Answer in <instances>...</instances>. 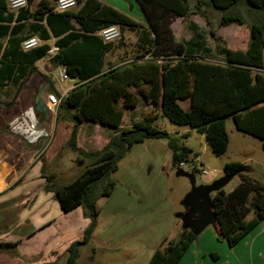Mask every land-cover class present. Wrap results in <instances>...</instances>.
<instances>
[{
  "label": "trees",
  "instance_id": "trees-1",
  "mask_svg": "<svg viewBox=\"0 0 264 264\" xmlns=\"http://www.w3.org/2000/svg\"><path fill=\"white\" fill-rule=\"evenodd\" d=\"M28 1L27 8L15 12L9 8V0H0V98L8 95L4 88L12 85L14 94L8 105H15L36 71V63L47 57L49 41L55 38L59 51L49 60L51 71L64 67L77 81L59 107L76 123L67 146L85 168L71 183L49 184L48 188L56 193L64 213L85 207L90 218L81 238L66 249L67 264H79L81 249L91 243L99 217L97 203L113 192L116 181L112 176L134 145L165 140L172 165L178 168L180 163L199 158L185 144L192 131L204 136L215 155H224L230 144L227 123L232 119L238 131L259 139L264 151V0H135L145 24L103 0H78L76 9L64 13L54 12L57 0ZM208 8L221 13L219 27L248 26L250 41L245 51L222 47L220 53H214L197 26L194 38L175 40V20L199 14L209 21ZM110 26H119L122 33L137 31L140 54L105 69V56L117 45L105 43L97 33ZM35 36L43 44L25 51L24 41ZM39 75L61 97L51 77ZM140 99L160 112L122 128L125 109H135ZM182 101H189L188 110L183 109ZM164 118L188 126L190 131L170 134L159 124ZM84 121L113 131L101 150L78 147L77 134ZM244 169L240 162H228L225 176L229 183L236 178L238 183L231 191L226 190L229 183L223 185L212 198L216 234L231 246L264 221V184ZM197 237L184 227L176 238L162 243L148 264H180Z\"/></svg>",
  "mask_w": 264,
  "mask_h": 264
},
{
  "label": "rangeland",
  "instance_id": "rangeland-1",
  "mask_svg": "<svg viewBox=\"0 0 264 264\" xmlns=\"http://www.w3.org/2000/svg\"><path fill=\"white\" fill-rule=\"evenodd\" d=\"M103 1L137 22L143 23L145 20L135 0ZM209 11L213 23L207 27V34L204 36L208 40V46L216 54L220 53L221 48L226 46L224 38L219 33L221 31L227 37L230 48L243 49V40L249 36L248 27L238 30L236 26H231L221 30L218 26L220 13L216 11L219 14H214L212 9ZM244 16L250 20L247 14L244 13ZM189 21L187 19L182 23L175 20L172 26L175 36L177 35L181 41L195 35ZM210 28L218 31L215 37L209 34ZM123 34L122 39L114 42L119 49L114 52L116 55L114 53L109 55L107 59L109 65L126 62L140 54L138 32L126 30ZM51 76L60 92L74 83L71 79L64 83L60 82L57 78L58 69L54 70ZM181 105L185 110L190 108L188 102H182ZM156 111L160 112V109L155 110L153 106L140 99L135 109H125L122 126L131 127L145 115ZM59 114H64L59 118V124L67 121L75 126L76 123L67 119V115L59 110L51 114L53 120L58 119ZM4 120V117L2 119L0 117V127H3L0 129L11 130ZM159 124L170 134L179 135L190 130L188 126L175 125L167 118L160 119ZM227 128L230 144L227 152L221 156L215 155L202 135L196 131H192L191 136L185 139V144L193 153H197L199 158L196 161L184 162L182 170L193 176L198 187H212V198L216 188L229 183L224 172L228 162L244 164V172L264 184V151L261 141L238 131L232 119L228 120ZM68 129L63 126H52V132L50 131L48 137V148L51 146L55 149L57 157L49 164L46 172L57 176L56 181L52 183L57 186L71 183L85 168L78 163L77 154L68 148V142L63 143L64 134ZM70 129L71 136L74 127ZM112 134L113 131L110 129L88 121L79 127L77 144L85 151H99L109 142ZM176 169L172 165V153L165 140L153 139L134 145L112 176L116 181L113 192L97 203L99 211L97 227L91 243L81 249L79 264H148L153 253L165 240L176 238L185 227L182 220L186 213L183 201L192 190L190 179L178 175ZM204 170L209 173H203ZM29 182L28 180L24 186H20V191H25L29 187L37 189L39 183L28 185L33 181ZM237 183L236 178L226 186V190L231 191ZM3 203L0 201V213H3ZM41 204L45 206V213L36 218L31 217V222L33 225L38 223L41 226L46 225V229L32 238L25 237L21 242H13L14 245L4 243L10 239L4 240L0 242V248L7 251L10 249L9 253L18 255L17 264L19 261L21 264H67L66 249L70 243L81 238L90 223L87 210L81 207L66 214L56 199L44 200ZM252 216L253 214H250L249 218ZM46 221H50V224ZM0 224L1 227L5 223L2 224L1 221ZM197 235V239L191 244L180 264H264V221L234 246L229 245L227 241H220L211 223Z\"/></svg>",
  "mask_w": 264,
  "mask_h": 264
},
{
  "label": "crops",
  "instance_id": "crops-1",
  "mask_svg": "<svg viewBox=\"0 0 264 264\" xmlns=\"http://www.w3.org/2000/svg\"><path fill=\"white\" fill-rule=\"evenodd\" d=\"M36 5L37 2L32 5V11L36 10ZM33 6H35V8H33ZM209 9L211 8L207 9L208 17L210 19L209 21H207L206 18L200 16L199 14H192L189 18H179L177 20L182 21V23L184 20H190V28L193 29L195 26H197V31L203 35V40L204 42H206V46L211 49V47H209L207 44L208 40L204 37L207 34V27L211 26V24L213 23L212 14L210 13ZM212 11L214 12V14L218 13L214 9H212ZM219 15L221 18V13ZM141 24H145V20ZM231 26H236L237 28H235L240 30L242 29V27H245L247 25L233 24L227 27L219 28H221V30H224ZM212 32L215 35H212ZM217 32H215V30L211 28L209 29V34L213 37L217 35ZM219 33H221L222 37L224 38V42L227 48L232 49L228 46V41L226 39L227 37L223 35L221 31ZM247 33L249 36L247 39L245 38L243 40V49L237 50L245 51L247 49L250 41L249 28ZM123 35L124 34L122 33V37ZM192 38H194L193 35L190 38L185 39V41H189ZM175 40L177 42L181 41L180 39H178L177 35L175 36ZM49 44L51 45V47L56 46L55 38H52L49 41ZM118 49L119 47L117 45V48L113 52L105 56V69L116 66L109 65L107 63V59L110 54L116 52V50ZM114 55H116V53H114ZM49 60L50 58L47 56L36 63V71L29 76L21 93L16 99L15 105H13L12 107H9L8 105L13 99L14 88L12 85L4 88V92H7L8 95H2V97L0 98L2 102V106L0 105V117L1 119L4 117V121H6L11 127V130L0 129V201L4 202L2 204L3 213H0V222L2 221V224L5 223L0 227V242L10 239V241H6L4 243L11 245H14L13 242H21L25 237L32 238L34 235L46 229V225L41 226L39 223L37 225H33V223L31 222V217L36 218L37 216H41L45 213V206L44 204H41V202H43L44 200H58L54 190L48 188V185L56 181L57 178L54 173L48 174L46 172V169L49 168V164L57 157V151L55 149H52L51 146L48 148V137H50L52 126H63L65 127V129L69 128L68 131H66V134H64L63 143L66 144L71 137L69 132L71 130L70 127H74L73 123L67 121L62 124L58 123L59 118L64 114H59L60 116L58 115V119L53 120L51 114L57 113L58 110L60 112H64L60 110V108H58L55 113H52L47 109V96L49 93H52L50 89L51 86L39 74H47L49 75V77H51L52 80L51 74L56 69L48 72L47 67L49 66ZM70 79L71 78H69L68 80ZM71 80L74 83L70 87L65 88L63 92H60L56 88L55 82L53 80L52 86L58 93L61 94V96H63L65 92H69L76 85L77 81L74 79ZM182 102L189 103V101ZM67 119L70 118L68 117ZM87 122L88 121H84L83 123ZM189 131L190 130L186 132ZM54 133H56L54 136V138H56L57 130H55ZM54 133L52 134V137ZM202 137L204 138L203 135ZM28 180L30 182L33 181L32 183L29 182L30 184L28 185H32L35 182L39 183L37 189L33 190V187H29V189H25V191H20V186H24L26 182H28ZM33 210H35L36 212L33 213ZM30 213L31 215H29ZM23 216L25 217L22 218ZM46 222L50 224V221ZM57 249L58 248H56V250ZM9 251L4 248H0V264H17L16 262L18 261L19 256L12 255L11 253H9ZM37 256H39V254H37ZM19 264H21V261H19Z\"/></svg>",
  "mask_w": 264,
  "mask_h": 264
},
{
  "label": "built area",
  "instance_id": "built-area-1",
  "mask_svg": "<svg viewBox=\"0 0 264 264\" xmlns=\"http://www.w3.org/2000/svg\"><path fill=\"white\" fill-rule=\"evenodd\" d=\"M29 5L28 0H9V8L12 11H19L23 8H27ZM79 6L78 0H57L56 5L54 8V12L57 13H64L69 10L76 9ZM99 37L102 38V40L105 43H113L117 40H120L122 37V32L119 26H110L107 28L102 29L100 32L97 33ZM42 40H40L37 37H31L27 40L24 41L22 48L25 51L34 49L39 47L42 44ZM59 51V48L57 46H53L50 48L48 51L47 56L49 58H52L55 56V54ZM58 80L62 83L66 82L70 77L67 74V71L64 67H59L58 68ZM68 94V92H65L63 96L58 97L54 93H49L47 96V109L50 112H56L57 109L59 108L62 98L65 97ZM184 163H180L178 168H183ZM203 173L208 174L209 171L204 170Z\"/></svg>",
  "mask_w": 264,
  "mask_h": 264
},
{
  "label": "water",
  "instance_id": "water-1",
  "mask_svg": "<svg viewBox=\"0 0 264 264\" xmlns=\"http://www.w3.org/2000/svg\"><path fill=\"white\" fill-rule=\"evenodd\" d=\"M48 67L47 70L50 72L51 69ZM176 172L178 175L187 176L192 184L191 192L183 201L186 213L183 215L182 220L185 227L196 234H200L206 228V226L211 223L216 230V215L212 212V187H198L193 176L188 175L181 168H177ZM221 187L222 186L216 188L215 190L217 191ZM203 212L205 213L203 217L198 219L195 218L197 213L202 214Z\"/></svg>",
  "mask_w": 264,
  "mask_h": 264
},
{
  "label": "flooded vegetation",
  "instance_id": "flooded-vegetation-1",
  "mask_svg": "<svg viewBox=\"0 0 264 264\" xmlns=\"http://www.w3.org/2000/svg\"><path fill=\"white\" fill-rule=\"evenodd\" d=\"M212 212H213V211H212ZM204 214H205L204 212H203L202 214H198V213H197V214L195 215V218H197V219H198V218H201V217H203Z\"/></svg>",
  "mask_w": 264,
  "mask_h": 264
}]
</instances>
